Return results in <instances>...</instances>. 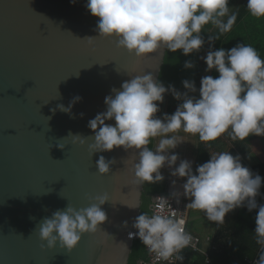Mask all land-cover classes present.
<instances>
[{"label": "water", "instance_id": "water-1", "mask_svg": "<svg viewBox=\"0 0 264 264\" xmlns=\"http://www.w3.org/2000/svg\"><path fill=\"white\" fill-rule=\"evenodd\" d=\"M97 22L87 0H0V264L128 262V234L142 212L143 183L131 171L138 157L123 148L90 154L87 125L123 82L148 73L158 80L167 49L136 58L115 38L97 36ZM75 96L70 114L57 108ZM70 134L87 140L73 144ZM101 155L115 161L107 175L97 172ZM101 195L107 219L94 234L82 235L70 253L42 247L43 218Z\"/></svg>", "mask_w": 264, "mask_h": 264}, {"label": "clouds", "instance_id": "clouds-1", "mask_svg": "<svg viewBox=\"0 0 264 264\" xmlns=\"http://www.w3.org/2000/svg\"><path fill=\"white\" fill-rule=\"evenodd\" d=\"M246 7L251 16L264 18V0H247ZM87 10L98 18L97 36L115 38L118 48L136 58L161 48L173 53L179 50L185 56L199 52L205 43L200 35L205 25L211 24L223 35L231 31L237 19L235 13L229 14V0H87ZM93 38L87 39L91 42ZM213 39L209 36V42ZM203 60L205 71L214 69L219 75L201 78L198 99L187 94L196 91L194 82L182 81L187 92L180 93L172 86L166 88L151 73L135 75L123 82L119 90L113 89V95L104 98L106 111L88 121L87 126L94 133L88 151L93 155L114 148L135 150L138 159L131 171L136 184L163 181L160 170L167 166L172 169L170 175L185 178L183 195L190 199L186 207L202 211L211 222L222 223L229 212L240 207L248 211L258 208L254 233L256 243L264 247V205L258 206L255 199L261 186L258 174L242 166L239 156L230 152L211 155L197 166L195 174L190 161L180 160L177 165L178 155H169L182 142L169 134L180 130L198 135L205 143L215 141L228 129L233 140L264 136V59L257 50L240 43L227 51L222 47L209 50ZM184 67L192 68L194 64L185 61ZM166 92L182 103L172 114L157 118L155 114ZM80 99L75 96L67 107L61 104L57 108L70 114ZM108 120H113L114 125L106 124ZM70 136L73 144L83 145L87 140L78 134ZM155 137L161 138L151 150L147 145ZM114 162L99 156L97 172L107 175ZM94 200L88 207L75 209L68 205L43 218L38 233L44 242L42 247L59 246L70 253L82 235L94 234L107 219L101 205L108 199L101 195ZM183 224V220L142 213L135 218L132 226L136 232L129 233V238L135 236L150 252L168 260L190 242ZM254 264H264V251Z\"/></svg>", "mask_w": 264, "mask_h": 264}, {"label": "trees", "instance_id": "trees-1", "mask_svg": "<svg viewBox=\"0 0 264 264\" xmlns=\"http://www.w3.org/2000/svg\"><path fill=\"white\" fill-rule=\"evenodd\" d=\"M235 4V5H234ZM247 0H229V14L235 13L237 16L236 22L233 25L230 32L219 35L218 30L214 28L211 24L205 25L202 29L200 35L203 37L205 43L199 52L191 53L188 56H185L181 51L175 53L166 50L165 58L163 65L161 67L158 81H160L166 88L172 86L176 91L180 93H185L187 90L183 87L182 81L188 80L194 82L196 91L187 92L190 97L199 98V88L200 80L202 74L206 69L203 57L207 54L209 50H216L218 48H224L226 51L236 46V37L232 35V32H240L242 26L238 24L242 22L246 30H251L252 35H254L253 48H255L262 59V53L260 52L261 48L264 47V39L260 41L256 38L258 31L264 30V21L255 20L252 21L253 17L245 18L249 14L247 7ZM230 7H232L230 9ZM225 21L227 17L223 18ZM262 23V24H261ZM247 27V28H246ZM256 27V28H254ZM254 28V29H253ZM261 31V32H262ZM260 32V33H261ZM219 35L218 39H215ZM209 36H212L214 39L209 42ZM185 61H191L194 64L192 68H185ZM218 73L213 69L209 73L205 71L204 76H212L213 78L218 77ZM182 103V100H177L173 98L171 92L166 93V108L165 113L172 114L176 107ZM160 105V104H159ZM157 118H163L164 115L160 116L159 111L155 114ZM181 135H185L182 130L178 131ZM188 136H191L189 133H186ZM197 136L198 144L196 148V155L198 160V165L207 162L210 158L207 147L200 141L199 136ZM194 135L192 136V138ZM261 137L264 139V136H255L250 135L247 138L241 140V144H237L230 149V154L234 157L240 153V162L242 166H245L250 169V171L256 175L258 174L261 177V186L259 188V194L256 196L257 205H264V162L250 166L242 158L243 155L249 153L250 149L247 144L248 141H251L255 138ZM154 138L150 140L148 147L151 150H154ZM143 194H142V213L150 215L151 212L148 209V205L151 203L152 196L158 193H167V184L166 181L158 183H143ZM179 195L177 194V197ZM258 208L248 211L246 207H240L232 212H229L222 223L217 225L216 231L210 236V245L211 248H207V256L204 252L201 251V243L198 244L197 249L189 247L196 254H199L203 259L204 264H247V259L252 258L256 251L258 244L256 243V235L254 233L255 229V217L257 214ZM221 225V226H220ZM179 255V254H178ZM178 257V256H177ZM148 253L145 249V246L141 243L139 239L132 241L131 251L129 253V258L127 264H140V261L147 260ZM183 264V263H180Z\"/></svg>", "mask_w": 264, "mask_h": 264}, {"label": "crops", "instance_id": "crops-1", "mask_svg": "<svg viewBox=\"0 0 264 264\" xmlns=\"http://www.w3.org/2000/svg\"><path fill=\"white\" fill-rule=\"evenodd\" d=\"M230 133H231V129H228L224 134H222L219 137V139H216L215 141H211V142H207V143L203 142V144L207 147V151H208L209 156H211L213 154H218L221 152H229L233 146H236L237 144H241V140L240 139L233 140L231 138ZM220 139L222 140V142H225V143H223L224 146L221 144L222 142H219ZM197 144H198V140L196 139L193 141L192 149H190L191 153L196 152ZM247 146L250 149V151H249V153L243 155L242 158L247 162L248 165L254 166V165H257V164L264 162V139L263 138L258 137V138L251 140V141H248ZM241 155L242 154L238 153L236 156H239V158H240ZM193 157H194V159H191V160L189 159V161L191 163H193V165H191V166H192L193 173L195 174V169L198 166V163H197L198 160H197L196 154H195V156L193 155ZM161 174L164 176V180L166 181V184L168 187L166 190L167 193H170L171 195H173L176 198L177 202L179 204H182L185 201V200H183V201L181 200V197L183 196L182 185L185 183V178H182V179L179 178L178 179V177H175L176 178V180H175V178H172L169 174L165 173V171H162ZM173 181L175 183H173ZM170 184H173L174 186L171 187ZM169 185H170V187H169ZM177 194L179 195L178 197H177ZM184 203L187 204L186 202H184ZM185 209H186V215H187V230L189 232L193 233L188 228V220H189L190 212L192 209H190L186 206H185ZM195 212L198 215H202V220L205 222V225L203 223V228L201 227V231H202L201 234L193 233L202 239L200 250L203 251L205 254L208 251L207 248H211V245L209 242L210 236L216 231V229H217L216 227H217V225H219V223L209 221L202 211L195 210ZM178 256H182L183 259L182 260L177 259L175 264H180V263H183V264H204L201 256H199V254H196L189 247L182 249L179 252Z\"/></svg>", "mask_w": 264, "mask_h": 264}, {"label": "built area", "instance_id": "built-area-1", "mask_svg": "<svg viewBox=\"0 0 264 264\" xmlns=\"http://www.w3.org/2000/svg\"><path fill=\"white\" fill-rule=\"evenodd\" d=\"M184 199H188V198H186L183 195L181 197V200L183 201ZM185 206L186 204L184 202L182 204H179L173 195L169 193H159L153 197L151 214L149 216L158 214L166 217H171L175 220H183L184 221V224L182 225L183 231L191 237L187 247L197 249L198 244L202 242V239L199 236L187 230V215H186ZM135 232L136 231L129 233H135ZM128 238H129V234H128ZM129 239L135 240L138 238L133 236V238H129ZM145 249L148 253V259L140 261V264H175L177 260V256L179 254V252L174 253L173 256L170 257L168 260H163L155 253L150 252L146 246ZM261 251H264V247L258 244L255 255L252 258L247 259V264H254V262L258 260ZM205 256H207L206 253Z\"/></svg>", "mask_w": 264, "mask_h": 264}, {"label": "rangeland", "instance_id": "rangeland-1", "mask_svg": "<svg viewBox=\"0 0 264 264\" xmlns=\"http://www.w3.org/2000/svg\"><path fill=\"white\" fill-rule=\"evenodd\" d=\"M235 5V4H234ZM232 7H230V9H231ZM251 15H250V13L247 15V16H245V18L247 19V18H249ZM251 17H253V16H251ZM255 20H260V21H264V18H255V17H253V19H252V21H255ZM244 21V20H243ZM240 22L239 24H238V26L239 25H241L242 26V30L240 31V32H238L237 30H236V32H232V35L233 36H235L236 37V44H240V43H243V44H245V45H250V46H254L253 45V40H254V35H252V32H251V30H246L245 28H244V25L245 24H243L244 22ZM262 24V23H261ZM246 26V25H245ZM247 28V27H246ZM254 28H256V27H254ZM253 28V29H254ZM262 31V30H261ZM261 31H258L257 30V34H255L256 35V38L258 39V40H260V41H263V39H264V30L261 32ZM261 32V33H260ZM253 41V42H252ZM260 52L262 53V57H264V47L263 48H261V50H260ZM207 73H209V72H207ZM204 75H205V71H204V74H202V77H204ZM177 108V107H176ZM161 116V115H160ZM184 134L185 135H181L179 132H176V133H170L169 135L171 136V135H175V136H177V137H179L180 138V140L182 141L181 143H179V145L175 148V149H173V150H170V152H169V155H171V154H173V153H175V154H177L178 155V160H177V165L179 164V162H180V160H187V161H189V159L191 160V159H194V157H193V155L195 156V154H196V152H192L191 153V151H190V149H192V147H193V141L194 140H196L197 139V136L195 137V135H194V137L192 138V134H190L191 136H188L185 132H184ZM161 137H155L154 138V150H155V147H156V145L158 144V142H159V139H160ZM219 139V138H218ZM219 142H222V140L220 139L219 140ZM223 143H225V142H222L221 144L223 145ZM195 144V143H194ZM224 146V145H223ZM191 165H193V163H191ZM176 165H173V168L175 167ZM161 172L162 171H165V173H167V174H169L170 175V173H171V171H172V169H170V168H168L167 166H165L164 168H162L161 170H160ZM172 178H175V176H172V175H170ZM179 179V178H178ZM182 179V178H181ZM180 179V180H181ZM175 180H176V178H175ZM171 185V187L172 186H174L173 184H170ZM170 185H169V187H170ZM168 188V187H167ZM169 192V191H168ZM203 223H204V225H205V222L202 220V215H198L196 212H195V210H191V212H190V216H189V220H188V228L193 232V233H199V234H201V227L203 228ZM205 231V230H204ZM206 232V231H205ZM186 248V247H185Z\"/></svg>", "mask_w": 264, "mask_h": 264}]
</instances>
